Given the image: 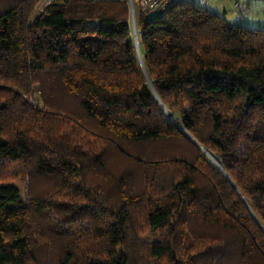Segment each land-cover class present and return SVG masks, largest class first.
<instances>
[{"label": "trees", "instance_id": "trees-1", "mask_svg": "<svg viewBox=\"0 0 264 264\" xmlns=\"http://www.w3.org/2000/svg\"><path fill=\"white\" fill-rule=\"evenodd\" d=\"M37 1L0 10V264H264V28Z\"/></svg>", "mask_w": 264, "mask_h": 264}, {"label": "rangeland", "instance_id": "rangeland-1", "mask_svg": "<svg viewBox=\"0 0 264 264\" xmlns=\"http://www.w3.org/2000/svg\"><path fill=\"white\" fill-rule=\"evenodd\" d=\"M16 0H0V10L6 8L10 3L15 2ZM61 0H38L34 6H33V12L31 17L37 15L38 13H40V11L42 9H44V7L51 2H60ZM128 2V0H126ZM197 2H199L201 5L203 6H216L217 5H224L226 6L228 4V0H224L223 4L221 3V1H219V3H217V0H196ZM258 4L260 5V7L264 8V2L259 1ZM231 5V3H230ZM230 5L228 8H230ZM128 7H129V3H128ZM232 12L230 10L227 11V13L224 15V17L226 18V20L230 23H234L233 17H232ZM247 13H244V15L241 17V24L243 26H249L252 28H259L262 27L264 28V21L258 23L259 21H257V19H250ZM150 16V15H149ZM131 18L130 16V10H129V19ZM264 18V17H262ZM264 20V19H261ZM260 20V21H261ZM251 22V23H250ZM34 96H36L38 98V83H35L34 85ZM6 179L10 182L15 183L17 186H19V188L21 189V196L24 198L26 196V191H27V181L24 179H21V174L18 172L17 168L11 167L6 171ZM142 238L144 240L147 241H155L156 236L150 235L148 233H145ZM257 263V262H256ZM258 264V263H257Z\"/></svg>", "mask_w": 264, "mask_h": 264}, {"label": "built area", "instance_id": "built-area-1", "mask_svg": "<svg viewBox=\"0 0 264 264\" xmlns=\"http://www.w3.org/2000/svg\"><path fill=\"white\" fill-rule=\"evenodd\" d=\"M174 0H128L129 3V10H130V16H131V27L133 30H135V11L141 10L148 13L153 14H161L165 11V9L169 6L170 3H172ZM253 1H261L264 2V0H253ZM241 2L240 0H234L231 6V10L234 12L235 17L234 21H239V14L238 10L241 9ZM27 101L35 105V101L33 100V97H26Z\"/></svg>", "mask_w": 264, "mask_h": 264}, {"label": "crops", "instance_id": "crops-1", "mask_svg": "<svg viewBox=\"0 0 264 264\" xmlns=\"http://www.w3.org/2000/svg\"><path fill=\"white\" fill-rule=\"evenodd\" d=\"M219 1H221V3L223 4V1L224 0H217V3H219ZM234 0H228V4L226 6L224 5H217L216 6H206L208 7L210 10L224 16L228 10H230L233 14H232V17H233V20H234V17H235V14L234 12L231 10V6H232V3H233ZM241 2V9L238 10V14H239V21L241 23V17L244 15V13H247L248 17L250 19H257V21H259L258 23L264 21V20H261V19H264L262 17H264V8L260 7V5L258 4L259 1H253V0H240ZM231 3V5H230ZM230 5V8H228ZM261 20V21H260ZM251 23V22H250Z\"/></svg>", "mask_w": 264, "mask_h": 264}, {"label": "water", "instance_id": "water-1", "mask_svg": "<svg viewBox=\"0 0 264 264\" xmlns=\"http://www.w3.org/2000/svg\"><path fill=\"white\" fill-rule=\"evenodd\" d=\"M135 30H134V39H135V42H136V44H137V38H136V34H135ZM150 83V82H149ZM150 86H151V88L153 89V86H152V84L150 83ZM180 127H181V125L179 124V123H177ZM182 128V127H181ZM194 142H196L197 144H198V142L189 134V133H187V132H185ZM204 151H205V153H207V155H209V157H211V159L216 163V165L218 166V167H220L221 169H222V167L220 166V164L215 160V158L210 154V153H208L201 145H199ZM223 170V169H222ZM227 175V174H226ZM229 178V177H228ZM230 179V178H229ZM230 181L232 182V180L230 179ZM245 201V200H244Z\"/></svg>", "mask_w": 264, "mask_h": 264}]
</instances>
